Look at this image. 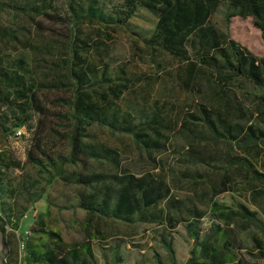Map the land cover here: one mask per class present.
I'll return each mask as SVG.
<instances>
[{
	"label": "trees",
	"instance_id": "obj_1",
	"mask_svg": "<svg viewBox=\"0 0 264 264\" xmlns=\"http://www.w3.org/2000/svg\"><path fill=\"white\" fill-rule=\"evenodd\" d=\"M223 6L226 8L225 20L228 24L235 17H250L255 27L261 31L264 40V0H122L112 9H108L107 0H80L77 6L69 4V21L50 13L47 9L51 7L50 2L0 0V12L12 9L34 19L46 16L51 20L64 22L65 26L69 25V30L60 32L59 36L71 40L66 41L60 37L54 39L61 48L70 52V56L53 63L51 70L57 77H61L52 81L53 83L39 79L24 57L13 59L9 54L0 52V119L7 120L13 129L26 126L29 128L28 122L35 113L43 115L38 123L35 141L28 153V161L37 166L40 174L46 178L42 188L37 180L30 183L21 180L18 185H13L8 173L21 167V163L11 155L10 150L0 152V209L4 213H0V232L5 252V258L0 264H99L93 243L101 234L97 224L92 225L96 215L127 223L157 222L170 230L182 221L187 222L186 229L193 240V246L183 264H264V241L254 237V245L249 247L238 231V227L243 230H256L264 236V221L259 218L258 213L243 204L234 208L214 200L215 196L228 190L227 179L221 183L210 184L202 192L209 199L208 211L212 219L209 229L203 232L200 222L206 211L199 209L193 200L185 201L175 197L172 187L161 173L147 172L140 176L125 173L109 176L102 172L88 171L91 160L120 165V151L100 141L94 127L131 135L148 153L167 148L173 127L172 121L161 108L137 123L127 116L121 118L111 112L113 100L122 96L130 85L129 81L117 84L105 74L101 81L93 80V64L88 54L82 53V50L90 48L91 43L85 38H79L78 27L85 22L124 27L143 7L158 18L154 34L148 38L143 35V41L148 47L160 49L186 63V87L191 88L193 82H199L202 77L210 75L218 79L217 83L225 86L237 78H243L264 89V52L261 56L255 55L246 46L219 31L211 22L212 17ZM1 33L3 37L18 39L12 31ZM133 34L138 35L135 32ZM191 42L202 47L198 51L197 60L191 57ZM207 80L211 79L207 77ZM105 84L107 85L104 89L98 87ZM40 87L70 90L73 94L58 98L57 102L63 110L54 113L43 104L39 95ZM260 99L264 101V95ZM200 108L202 117L191 116L196 120L195 125H204L207 134L196 132L194 129L192 131L193 136L200 139L203 145H208L210 140L220 137L240 145L257 146L259 141L264 142V131L253 125L234 121L231 118V109L220 110L206 105ZM12 114H15V117H12ZM50 116L58 120L60 129L65 130L52 128L57 136L69 140L70 151L67 156L55 157L52 148L48 144L45 146L47 140L43 134L46 127L44 118ZM187 124L188 121H185L183 126L187 127ZM9 130L10 127L5 123H0V135L7 137L6 132ZM193 152V155L188 157L189 161L207 162L201 152ZM66 164H82L86 171L66 172ZM241 165L247 167L251 173V176L246 175V178H250L251 182L259 181L264 184L263 172L247 161ZM57 178L84 188L102 183L94 191L80 192L78 206L87 212L84 223L88 235L86 240L67 242L60 231L48 225L50 206L40 213L30 228V235H20L16 239L15 233L9 231L8 226L17 230L24 213L15 208V199L27 192L35 197L32 201L40 200L47 186ZM192 178L195 179L194 176ZM257 198L264 199V189L255 193V200H258ZM7 199H13V203L8 204ZM92 226L98 233H93ZM102 238L103 241H108L106 237ZM171 238L161 233L162 243L170 255V264H178ZM108 248L112 257L103 253L108 262L106 264H111V261L113 264L125 262L120 254L121 241ZM158 260L159 264H166L160 258Z\"/></svg>",
	"mask_w": 264,
	"mask_h": 264
},
{
	"label": "rangeland",
	"instance_id": "obj_2",
	"mask_svg": "<svg viewBox=\"0 0 264 264\" xmlns=\"http://www.w3.org/2000/svg\"><path fill=\"white\" fill-rule=\"evenodd\" d=\"M43 1L50 2L51 7H47L50 13L69 21L71 13L68 9L69 4L73 3L77 6L80 0ZM107 1L108 9L122 2V0ZM225 13L226 8L223 6L212 17V24L222 33L246 46L255 55L261 56L264 52V40L261 31L255 27L253 19L235 17L228 24ZM157 21L158 18L154 13L141 7L124 27L87 22L78 27L79 38H85L91 43L90 48L82 50V53L88 54L93 64L91 72L93 80L101 81L105 74L117 84L129 81L130 85L122 96L113 100L111 112H115L121 118L127 116L137 123L146 115H151L161 108L172 121L173 127L167 148L150 153L138 145L131 135L94 127V132L100 141L120 151V165L91 160L88 171L102 172L109 176L125 173L138 176L147 172L161 173L172 187L175 197L185 201L193 200L199 209L206 211L200 222L203 232L209 229L212 219L208 211L209 199L202 192L210 184L221 183L227 179L228 190L215 196L214 200L234 208L243 204L250 210L256 211L259 218L264 221V199L255 200V193L264 189V184L259 181L251 182L250 178H246V175L250 177L251 173L247 167L241 165L242 162L247 161L264 173V142L259 141L257 146L240 145L238 142L220 137L210 140L208 145H203L200 139L193 136L192 129L203 134H207V131L204 125L200 123L195 125L196 120L191 116L202 117L200 107L203 105L220 110L231 109V118L234 121H241L245 125H253L264 131V101L260 99L264 95V89L243 78H237L225 86L217 83L218 79L210 75L202 77L199 82H193V87H186L184 84L186 63L160 49L148 47L143 41V35L148 38L154 34ZM68 26H65L64 22L51 20L46 16H38L34 19L12 9H4L0 12V52L9 54L13 59L24 57L39 79L48 83L54 82L61 77H57L51 70L53 63L70 56V52L61 48L54 39L60 37L64 40L65 37L59 36V33L69 30ZM8 31L16 34L18 39L3 37L1 32ZM133 32L138 35H134ZM65 40L71 41L67 37ZM201 49L200 44L190 43L189 51L193 60H197L198 51ZM207 77L211 80H207ZM106 85L98 87L104 89ZM39 92L43 104L54 113L63 110L57 99L73 94L70 90L44 87ZM12 117H15V114H12ZM41 118L43 115L35 113L28 122L29 128L26 126L14 129L7 120L0 119V123L10 127L9 132H6L7 137L0 135V152L10 150L11 155L21 163V167L12 169L8 173L13 185H18L21 180H25L26 183L37 180L40 182V188L45 185L46 178L40 174L39 168L28 161V153L35 141ZM44 119H46V127L43 134L47 140L45 146L48 144L52 148L55 157L67 156L70 151L69 140L57 136L52 130L53 127L60 129L57 125L58 120L52 116ZM185 121L189 123L187 127L183 126ZM62 130L65 131L64 129L59 131ZM193 151L201 152L209 163L189 161L188 157L193 155ZM65 171L85 172L86 169L82 164H66ZM193 176L195 179L192 178ZM101 185L102 183H99L84 188L57 178L47 186L40 200L32 201L35 197L23 192L22 195H18V199H15V208L24 213L21 216L20 227L13 230L8 226V230L15 233L16 239L20 235H30V228L37 221L40 213L50 206L51 215L47 218L48 225L60 231L67 242L84 241L88 237L84 227L87 212L78 206L80 192L94 191ZM207 196L209 197V194ZM7 201L8 204L13 203V199ZM0 213H3L1 209ZM94 223L101 232L97 234L99 238L94 239L93 242L99 264L108 263L103 253L112 257L108 247L117 241H121L120 254L125 261L122 264H159L158 258L170 264V255L162 243L161 233L172 237L178 264L186 262L193 246L185 221L172 230L157 222L127 223L105 219L98 215L94 217L92 225ZM92 231L97 232L93 226ZM238 231L249 247H253L254 237L264 241V236L259 231L243 230L239 227ZM102 237H106L108 241H103ZM4 258L0 232V263Z\"/></svg>",
	"mask_w": 264,
	"mask_h": 264
}]
</instances>
